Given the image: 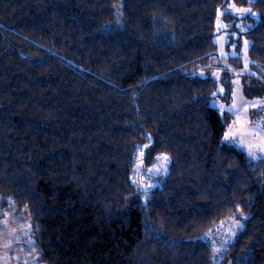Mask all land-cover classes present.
<instances>
[{
	"label": "trees",
	"instance_id": "16d2710c",
	"mask_svg": "<svg viewBox=\"0 0 264 264\" xmlns=\"http://www.w3.org/2000/svg\"><path fill=\"white\" fill-rule=\"evenodd\" d=\"M220 12L264 83V0H0V218L29 223L39 264H264V159L212 106L214 72L230 104L242 66ZM161 157L148 188L137 166Z\"/></svg>",
	"mask_w": 264,
	"mask_h": 264
},
{
	"label": "rangeland",
	"instance_id": "374dc122",
	"mask_svg": "<svg viewBox=\"0 0 264 264\" xmlns=\"http://www.w3.org/2000/svg\"><path fill=\"white\" fill-rule=\"evenodd\" d=\"M226 11L236 17H243L251 12L248 8L234 4L230 5ZM222 15L224 12L219 13L217 20L218 56L221 63L227 65L231 56L239 55L242 66L238 71L228 72L232 85L230 104L224 97L225 87L222 83V76L226 71L220 69L214 72L219 87L216 97L212 100V106L218 109L227 120L225 141L241 147L255 159H264V83L253 76L254 72L251 68L253 61L249 55L250 41L242 37L240 31L234 32V36L230 37L233 34L230 29L232 23L221 20ZM239 43H242V47L238 53ZM168 166L165 157L159 158L157 164L151 168H146L143 163H139L136 178L146 187L151 188L156 183L155 177L166 172ZM0 219V264H39L36 256L28 252L26 248H21L24 239L30 234L29 223L16 212L3 213V218ZM244 224L243 220H226L222 228L207 239L215 245L216 251H220L244 227Z\"/></svg>",
	"mask_w": 264,
	"mask_h": 264
}]
</instances>
